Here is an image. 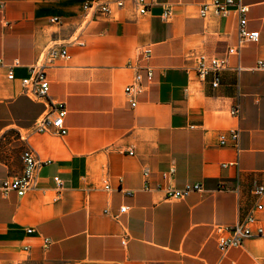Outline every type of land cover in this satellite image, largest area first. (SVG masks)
Returning <instances> with one entry per match:
<instances>
[{
  "label": "crops",
  "instance_id": "0c3cea01",
  "mask_svg": "<svg viewBox=\"0 0 264 264\" xmlns=\"http://www.w3.org/2000/svg\"><path fill=\"white\" fill-rule=\"evenodd\" d=\"M93 1L0 0V264L262 263L264 238L223 254L216 227L240 222L257 203L253 188L264 184V0H244L248 30L260 37L229 57L217 89L195 69L200 54L224 57L237 46L235 11L202 18L210 0H157L145 15L129 2L94 18L84 9ZM50 48L69 56L46 68L50 97L68 111L65 137L36 132L47 103L22 86ZM130 62L146 87L136 107L125 94L136 73ZM236 105L239 118L230 114ZM236 129L238 148L220 146ZM27 145L50 163L35 190L5 193ZM233 162L238 167H222ZM170 168L167 182L161 175ZM159 183L203 190L169 201ZM257 216L264 228V211Z\"/></svg>",
  "mask_w": 264,
  "mask_h": 264
},
{
  "label": "built area",
  "instance_id": "2783aa9c",
  "mask_svg": "<svg viewBox=\"0 0 264 264\" xmlns=\"http://www.w3.org/2000/svg\"><path fill=\"white\" fill-rule=\"evenodd\" d=\"M129 2L133 4L136 11L140 15H145L154 6L157 0H95L86 3L84 9L91 11L94 18L108 17L111 15L113 6L117 9L124 8ZM249 6L244 3V0H210L201 5L199 15L202 18L207 16H227L231 11H235L238 16L237 46L228 48L227 54L224 57H211L206 54H200L198 57V66L195 69V75L200 82H207L211 77L210 84L212 88L217 89L221 85L222 73L229 68V57L239 56L242 48L250 43L258 42L260 32L248 30V13ZM173 13L169 9H165L162 17L165 21L171 19ZM53 22H59L58 18H54ZM152 56L151 50L147 49L143 53V59L149 60ZM59 57L69 58L66 50H58L50 48L45 55L44 65H37L31 68V75L22 80V86L25 94L36 100H43L47 103V113L39 118L35 124L36 132L49 133L59 137H65L68 134V128L65 126V118L68 113L64 102L54 100L50 97V82L48 79L46 68L53 64ZM259 66L264 68V63L259 62ZM127 68L136 70L132 82L126 87L125 94L130 99L132 107L137 106L135 98L146 88L142 84L143 77L139 72L140 67L132 62L127 65ZM147 79L153 81L154 70L150 66L145 67ZM189 72V70H187ZM15 76L11 70L8 74V79L14 80ZM231 116L239 118L241 116L240 105H236L230 111ZM240 139V131L232 130L229 137L226 135L220 136V146H232L238 148ZM21 161L23 164L22 171L19 175L7 179L2 185V190L5 193L16 192L19 197H24L29 192L38 187V174L40 169L48 165L50 161H40L35 150L27 145L22 152ZM238 167V163H224L222 167ZM175 168H170L167 172L162 173L161 177L164 181H170L174 178ZM150 172L146 170L144 177L148 179ZM58 189H62L63 182L56 179ZM106 189L110 190V185H106ZM156 189L163 191L165 197L169 201H180L187 198L194 192H201L203 187L201 184L187 185L182 189H177L169 184L159 183ZM235 191L238 192V189ZM253 195L257 198V203L253 210L247 213L235 226H217L216 233L218 236V245L220 251L225 254L231 248H237L253 237L264 238V228L260 224L257 216L258 213L264 211V184L257 185L252 190ZM127 207H122L120 212L126 213ZM33 229L28 230V234H32ZM50 240L46 239L44 245L48 246ZM28 249V248H27ZM26 249V250H27ZM264 264V260L262 263Z\"/></svg>",
  "mask_w": 264,
  "mask_h": 264
},
{
  "label": "rangeland",
  "instance_id": "374dc122",
  "mask_svg": "<svg viewBox=\"0 0 264 264\" xmlns=\"http://www.w3.org/2000/svg\"><path fill=\"white\" fill-rule=\"evenodd\" d=\"M12 153H13V152H10V151H9L7 154L3 155V157H5V156H10V155H12ZM13 154H14V153H13Z\"/></svg>",
  "mask_w": 264,
  "mask_h": 264
}]
</instances>
